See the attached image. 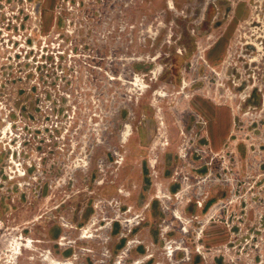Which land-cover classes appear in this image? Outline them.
<instances>
[{
  "label": "rangeland",
  "instance_id": "obj_1",
  "mask_svg": "<svg viewBox=\"0 0 264 264\" xmlns=\"http://www.w3.org/2000/svg\"><path fill=\"white\" fill-rule=\"evenodd\" d=\"M0 223V264H264V0H0Z\"/></svg>",
  "mask_w": 264,
  "mask_h": 264
},
{
  "label": "built area",
  "instance_id": "obj_2",
  "mask_svg": "<svg viewBox=\"0 0 264 264\" xmlns=\"http://www.w3.org/2000/svg\"><path fill=\"white\" fill-rule=\"evenodd\" d=\"M2 228V224L0 223V229Z\"/></svg>",
  "mask_w": 264,
  "mask_h": 264
},
{
  "label": "bare ground",
  "instance_id": "obj_3",
  "mask_svg": "<svg viewBox=\"0 0 264 264\" xmlns=\"http://www.w3.org/2000/svg\"><path fill=\"white\" fill-rule=\"evenodd\" d=\"M10 126V125H9Z\"/></svg>",
  "mask_w": 264,
  "mask_h": 264
}]
</instances>
